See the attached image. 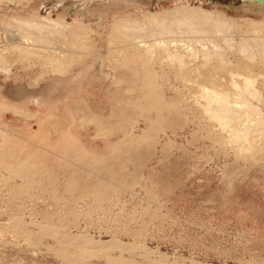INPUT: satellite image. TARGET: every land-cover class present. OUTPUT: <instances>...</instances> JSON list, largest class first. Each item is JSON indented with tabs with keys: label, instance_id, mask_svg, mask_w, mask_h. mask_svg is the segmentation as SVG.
Returning a JSON list of instances; mask_svg holds the SVG:
<instances>
[{
	"label": "rangeland",
	"instance_id": "obj_1",
	"mask_svg": "<svg viewBox=\"0 0 264 264\" xmlns=\"http://www.w3.org/2000/svg\"><path fill=\"white\" fill-rule=\"evenodd\" d=\"M70 1L48 0L37 10L58 18ZM138 1L125 9L138 20L191 7L223 14L233 23L225 31L230 48L220 33L216 47L212 38L192 41L198 53L196 62L185 60L190 87L156 51L150 56L140 48L136 54L139 49L123 37L125 30L95 26L110 4L94 0L84 13L72 3L63 15L75 25L64 28V39L56 43L67 52V46L98 49L108 60L97 65L109 77L96 79L110 88L92 91L96 105L67 100L72 106L66 113H78L68 118L55 104L50 107L55 109L0 104V264H264V152L256 162L236 154L191 99L200 94L198 83L228 90L230 73L255 78L264 98V57L255 54L252 43L246 52L237 48L248 37L250 42L255 34L264 35V30L257 33L262 25L254 35L249 25L264 19L244 10L242 0ZM24 5L25 0L0 2V56L12 64L14 83L34 90L56 79L50 61L40 55L24 59L17 55L21 50L5 47L10 26L30 36V43L38 42L36 29L17 28L9 19L35 20L36 0ZM116 12L108 11L109 21ZM83 21L91 23L90 37L83 36ZM205 47L222 53L203 65ZM116 87L126 89L117 97ZM118 99L124 103L116 105ZM93 107L100 115H93ZM259 108L264 114V106ZM77 128L81 133L73 131ZM83 237L104 243L87 246Z\"/></svg>",
	"mask_w": 264,
	"mask_h": 264
},
{
	"label": "bare ground",
	"instance_id": "obj_2",
	"mask_svg": "<svg viewBox=\"0 0 264 264\" xmlns=\"http://www.w3.org/2000/svg\"><path fill=\"white\" fill-rule=\"evenodd\" d=\"M1 1L3 0H0V2ZM45 1L48 0H36V6L34 7H36L37 15L35 16V20L26 16L9 15L11 21L20 25L19 27H15L21 29L23 27V29L25 28L27 31L32 28L36 29V31L41 34L34 37L38 42L36 44L30 43V36L21 34V31L17 29L13 30L14 28L11 29L10 26V29L5 27L6 31L8 29L10 34L9 35L8 32L6 34L7 44L5 47L8 48V52L21 50L17 55L24 59H27V56L30 58V55L46 57L43 58V60L45 59L44 61H46L48 59V61H50L49 65L52 64V66H50L52 69L51 71L53 72L52 75L55 72V75L53 76H55L56 79L53 78L54 81L42 84L36 89L31 90L25 82L14 83L17 78L16 76L11 75L12 64L4 62L0 56V94H3L2 96H4V98L2 97L4 100L0 101V104L5 105L7 102H11V105L16 107L17 105H23L29 102L36 104V107L38 108H50L54 104L61 106V104L63 105L62 101L71 99L72 103L79 105L81 104L80 102L85 99L82 97L83 94L89 95L93 90L100 89L101 86L110 88L106 84L101 85L96 79V76L99 74L102 75L104 80L109 77V74L107 72L105 73L103 69L97 65L99 62L103 63L104 60H108L105 58L106 56L100 54L98 49L90 51H71L69 46H67L68 49H66L69 51L67 52L62 48L63 46L60 47L56 43V39H59V37L61 39L63 38L65 31L64 28L69 29V27L75 25V23L66 22L65 15H63V13L71 10L70 5L76 3L80 6V10L86 13L87 10L90 9L94 0H71L67 6H63V12L58 15V18H52L51 16L38 13L37 9L40 8ZM98 1L101 3L104 2L108 5L110 4V6L103 8V11L100 12V18H97V22L94 23L95 26H104V28L108 26L111 30H125L123 37L130 42V44L139 49L136 54H139L142 48L146 50V52L149 51L150 53H147L150 56L153 54V51H156L163 59L162 61L173 66L178 72V75L185 79L184 83L190 82L188 79L191 78L190 70L186 67L185 60L189 59L196 62L195 59H197L198 51L196 53L194 48L190 47L192 41H202L204 39L212 38V40H210L213 42L214 47H216L215 43L218 39L217 33H220L219 36L222 35V37H219V40H222L224 42L223 44L230 48V40L228 42L225 31H227L228 28L231 29L230 27H233V23L227 21L221 13H213L209 10L204 11L200 8L191 7L184 11L174 10L169 12L166 16L161 17L155 13H150L148 15L143 14V17L138 20V17L135 18V16L133 17L131 14L125 12L128 5L136 4L138 0ZM142 2H147V0H142ZM10 3L15 7L19 6L16 2ZM242 3L244 4V10L252 12L255 17L264 19V0H242ZM28 5L29 0H25L24 7H28ZM87 6H89L88 9H86ZM129 8L127 10H129ZM110 10L117 11L113 14L111 21L108 19V11ZM7 22L8 21H6V23ZM249 25L252 29L250 30L253 32L252 35L256 33L257 29H261L260 25H262V29L257 31V33L264 30V20L250 21ZM79 26L84 30L83 36H91L90 29H88L91 27V23L83 21ZM258 26L259 28H257ZM126 29L131 30V32H129V30L126 32ZM12 30L15 31L16 34L12 33ZM262 33L255 34L254 36L251 35L252 39L250 42H247V40L250 39L249 37V39H246V43L241 41L243 43H240L237 47L238 50L246 52L248 48L245 50V47L249 46V43V47H251L252 43L256 46V53H253L260 57H264V35ZM182 34L184 38L180 37ZM48 36H51L55 41L53 42ZM185 36L187 38L186 40ZM109 37L108 42L111 44L113 36ZM44 39H46L45 44L40 42ZM217 46L220 47V45ZM207 48H202L203 52L200 50L202 53L201 55H203L201 56L203 57V65L207 64L212 58H217V55H221L222 53L220 49L217 50L218 48H212L213 51H206L205 49ZM234 50H236V48ZM44 51L49 53V55H45ZM17 55L15 56L18 57ZM110 57L108 58L110 59ZM109 67L111 71L113 66L110 64ZM234 76L239 77V73H230L231 81L228 90L217 89L212 82L210 83L212 85L202 86L200 88L198 83L200 94H193L191 98L193 99V103H191L195 105V107L197 106L201 109L203 116L207 118L208 121L210 120L215 126H219L220 130L225 134L222 139L223 144L231 146V148L234 149L233 151L240 156L249 155V157L256 162L257 157L264 152V114L259 113V105L264 106V98L254 86L253 81L255 82V78L249 79L248 77L244 78L240 76L239 78L243 79L238 83L235 81L234 78L236 77ZM115 80H117V78L114 75L113 81ZM108 81L112 82V80ZM190 83H188V86L191 87ZM125 87H128V85ZM144 87L145 86H141L139 90L145 89ZM116 89L117 91H115L117 92L118 97L124 93L126 88L121 90V88L116 87ZM121 101L122 100L118 99L115 104L124 103ZM175 106L178 107V104H175ZM255 114H258V116ZM254 115L256 117H253ZM84 237L81 242L83 244L87 242L84 244L87 246L89 243V245H92L93 247L95 245L101 247L100 244L104 243L102 241H95L91 238Z\"/></svg>",
	"mask_w": 264,
	"mask_h": 264
},
{
	"label": "crops",
	"instance_id": "obj_3",
	"mask_svg": "<svg viewBox=\"0 0 264 264\" xmlns=\"http://www.w3.org/2000/svg\"><path fill=\"white\" fill-rule=\"evenodd\" d=\"M92 93V92H91ZM90 93V94H91ZM90 94L89 95H85V94H83L82 95V97L83 98H85V101H87L88 102V104L90 103V101L91 102H93L92 104H95L94 102H95V98L94 97H90ZM65 101H62V103H63V105L61 104V106L59 105V108L57 109L58 110V113H61L63 116L64 115H67V116H65V118H68V114H74V115H77L78 116V113H66V112H68V106H70L69 104H68V102L69 101H67L66 102V104L64 103ZM90 105V104H89ZM96 105V104H95ZM72 106V105H71ZM70 106V107H71ZM98 107V106H97ZM50 109H55L54 107L53 108H50ZM93 115H94V113H96V115H100V112L98 111V112H96V110L94 109V107H93ZM55 121V123H58V122H60V123H62V119H56V120H54ZM79 128H77L76 130L74 129L73 131H77V132H80L81 133V131H79L78 130ZM69 131H72V128L71 129H68ZM67 130V131H68ZM63 137H65V136H63ZM77 139L78 140H75V141H77V142H79L80 140H79V137L77 136ZM70 143L72 142V141H69ZM81 142H85V143H87V142H90L89 140H86V141H81Z\"/></svg>",
	"mask_w": 264,
	"mask_h": 264
}]
</instances>
